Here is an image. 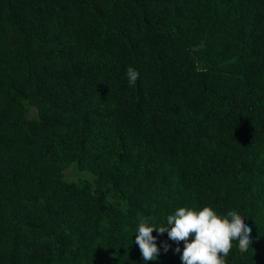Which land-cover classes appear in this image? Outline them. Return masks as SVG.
<instances>
[{
    "label": "trees",
    "instance_id": "obj_1",
    "mask_svg": "<svg viewBox=\"0 0 264 264\" xmlns=\"http://www.w3.org/2000/svg\"><path fill=\"white\" fill-rule=\"evenodd\" d=\"M205 205L264 264V0H0V264H181L138 224Z\"/></svg>",
    "mask_w": 264,
    "mask_h": 264
},
{
    "label": "clouds",
    "instance_id": "obj_2",
    "mask_svg": "<svg viewBox=\"0 0 264 264\" xmlns=\"http://www.w3.org/2000/svg\"><path fill=\"white\" fill-rule=\"evenodd\" d=\"M129 85H134L139 78V72L129 66L126 71ZM167 232L168 238L179 245L174 251L180 253L181 264H226L225 257L233 247V241L238 242L240 253L248 251L251 245L252 229L244 223L242 216L235 210H229L226 215L218 214L211 206L205 205L199 209L193 207H178L173 214L167 216L166 226H155L141 220L135 233L137 244L144 261L156 260L160 252L156 237ZM167 251L169 245H163Z\"/></svg>",
    "mask_w": 264,
    "mask_h": 264
},
{
    "label": "rangeland",
    "instance_id": "obj_3",
    "mask_svg": "<svg viewBox=\"0 0 264 264\" xmlns=\"http://www.w3.org/2000/svg\"><path fill=\"white\" fill-rule=\"evenodd\" d=\"M29 116H35L36 115V110L34 107H30L29 108V112H28ZM72 167H76L75 164L73 163L71 166ZM77 175V176H76ZM65 176L67 179L69 180H76V179H87L89 178L88 176H91V173L89 171H81V170H77V173L76 171H74L73 169H67L65 171Z\"/></svg>",
    "mask_w": 264,
    "mask_h": 264
}]
</instances>
